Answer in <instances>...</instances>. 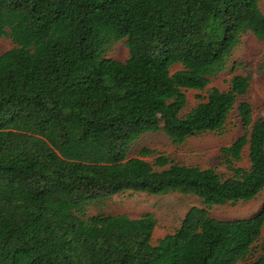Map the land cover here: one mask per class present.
I'll return each instance as SVG.
<instances>
[{"label": "trees", "instance_id": "obj_1", "mask_svg": "<svg viewBox=\"0 0 264 264\" xmlns=\"http://www.w3.org/2000/svg\"><path fill=\"white\" fill-rule=\"evenodd\" d=\"M262 1L0 0V38L14 44L0 55V264H264V204L247 219L209 215L264 189V133L222 148L231 177L147 148L129 158L148 133L176 145L221 134L235 110L248 133L250 76L183 111L244 36L264 41ZM120 41L124 62L107 56ZM246 148L250 167L236 168ZM126 191L192 194L206 208L154 245L151 214L87 216Z\"/></svg>", "mask_w": 264, "mask_h": 264}, {"label": "rangeland", "instance_id": "obj_2", "mask_svg": "<svg viewBox=\"0 0 264 264\" xmlns=\"http://www.w3.org/2000/svg\"><path fill=\"white\" fill-rule=\"evenodd\" d=\"M260 9L264 14V1L260 3ZM13 47L14 44L10 38H0V55ZM107 56L121 62L126 61L129 57V51L125 41L114 44ZM234 64L237 67L235 72H232ZM180 69V66H176L172 71ZM235 75L251 77L249 91L246 96L240 99V102H249L253 108V122L248 128V133L242 124L238 110H235L230 115L226 128L221 134L204 133L187 139L183 144L176 145L163 132L148 133L141 136L132 145L129 158L139 157L140 152L147 148L168 156L182 165L198 166L201 169L213 168L225 177H231L233 172L229 170V165L221 151L222 148L230 146L245 134L249 136L253 131L264 133V41L258 40L252 34L244 36L235 49L226 70L214 76L205 91H186L188 103L183 111V115H186L200 103L196 98L197 95H202L206 99L208 91L212 87L221 91L228 90L231 79ZM142 158L153 163L155 156ZM233 164L236 168L248 169L250 167L248 148L242 154V161L233 162ZM263 204L264 189L252 200L214 206L209 210V215L221 221L247 219L257 215ZM192 207L206 208L203 201L192 194L171 192L165 195H149L126 191L91 205L87 211V216L125 214L131 218H140L151 214L157 222L152 239V243L156 245L166 235L175 233L186 213ZM82 219L87 220L86 217ZM263 240L264 228L258 244Z\"/></svg>", "mask_w": 264, "mask_h": 264}]
</instances>
